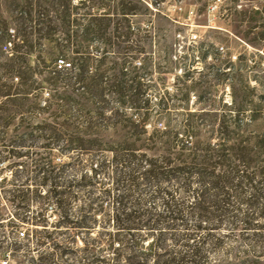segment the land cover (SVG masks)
Instances as JSON below:
<instances>
[{"label":"rangeland","instance_id":"1","mask_svg":"<svg viewBox=\"0 0 264 264\" xmlns=\"http://www.w3.org/2000/svg\"><path fill=\"white\" fill-rule=\"evenodd\" d=\"M145 1L149 5L142 0H0V251L11 254L12 264H40L48 255L57 260L61 250L63 260L71 262L75 254L86 256L87 247L92 264H106V234L122 206L107 175L97 176L90 233L61 224L53 204L46 205L47 227L20 220L41 211L46 188L33 181L14 185L28 174L14 162L30 165L46 155L62 166L80 151L65 152L33 129L62 110L71 114L73 135L105 146H133L178 163L204 154L191 149L225 143L234 153L247 147L251 167L264 163V0ZM121 2L135 8L124 10ZM44 8H51L52 29L28 20L29 11ZM193 32L196 42L189 40ZM60 59L68 70H58ZM85 84L92 85L90 90ZM68 96L69 103L61 99ZM31 132L34 143L19 145ZM12 148L23 155L9 154ZM89 156V151L82 155L85 171L96 166ZM79 180L80 171L68 167L64 181ZM17 188L27 191L31 212L7 198V191ZM106 190L112 191L110 197ZM78 196L85 197L81 191ZM175 197L193 200L183 192ZM155 205L160 209L157 200L141 208ZM73 206L78 212L80 201ZM234 243L227 239L222 252L211 253L207 261L230 260L226 252Z\"/></svg>","mask_w":264,"mask_h":264},{"label":"trees","instance_id":"2","mask_svg":"<svg viewBox=\"0 0 264 264\" xmlns=\"http://www.w3.org/2000/svg\"><path fill=\"white\" fill-rule=\"evenodd\" d=\"M121 4L124 10L135 8L124 2ZM49 10L51 8L38 9L35 13L29 11L28 20L47 24L52 29L48 24L51 21L47 14ZM66 64L65 59H60L58 70H68ZM90 86L85 84L87 90ZM61 99L70 102L69 96ZM80 115L84 116L83 113ZM70 120L71 114L65 109L61 114H55L51 121L43 120L42 126L33 129L46 133L37 136L51 138L50 144L65 152L80 150L72 161L57 166L49 156L41 155L33 158L30 165L18 162L12 165L25 166L28 172L25 181L14 182V185L30 186L33 181L46 188L40 200L41 211L33 216L23 214L20 216L23 223L33 221L35 225L47 227L46 205L53 204L61 212V224L90 233L97 210L93 190L98 174H102L113 180L114 200L122 204L116 209L113 230L106 234V264H210L207 256L222 252L226 240L231 238L235 243L226 252L230 260L218 264H264V222L258 221L264 219V163L257 162L251 167L253 158L248 155L247 147L234 153L233 146L210 144L206 149H191L194 153L203 152L197 154L201 159L194 156L195 159H179L177 163L171 158L150 157L133 146L111 147L76 137L70 130ZM84 133L87 134V130ZM30 135L22 138L19 145H32L35 135L32 132ZM14 150L7 151L14 156L23 155ZM87 151L90 152L89 159L97 162L95 167L92 165L91 170L85 171L80 164ZM106 152L113 156L109 158ZM68 167L80 171L78 182L64 181ZM79 191L85 197L80 198ZM178 192L192 196L193 200L176 198ZM7 193L11 202L18 200L16 207L31 212L27 191L17 188ZM111 193V190L105 191L106 196L110 197ZM156 200L161 204L160 209L156 205L141 208L142 204ZM78 201L79 211L74 212L73 204ZM128 204L134 206L126 207ZM143 216L145 220H142ZM149 236L151 239L146 245ZM92 243L94 241L87 244ZM62 245L55 247L62 248ZM84 250L86 256L75 254V260L71 262L63 260L64 250H61L57 260L54 255H48L40 264H92L91 249Z\"/></svg>","mask_w":264,"mask_h":264},{"label":"built area","instance_id":"3","mask_svg":"<svg viewBox=\"0 0 264 264\" xmlns=\"http://www.w3.org/2000/svg\"><path fill=\"white\" fill-rule=\"evenodd\" d=\"M14 29H12V32L14 34ZM198 39V34L196 32H193L189 35V40L192 41V42H196ZM13 44V41L12 40H9L8 41V45H12ZM20 236H25L26 235V232L25 231H21L19 232ZM0 264H12V256L9 252L7 253H1L0 251Z\"/></svg>","mask_w":264,"mask_h":264}]
</instances>
